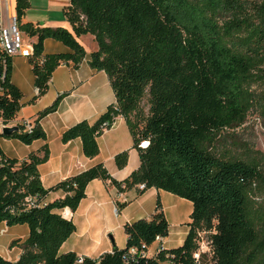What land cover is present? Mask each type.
<instances>
[{
	"label": "trees",
	"instance_id": "obj_1",
	"mask_svg": "<svg viewBox=\"0 0 264 264\" xmlns=\"http://www.w3.org/2000/svg\"><path fill=\"white\" fill-rule=\"evenodd\" d=\"M28 7V0H15L19 29L35 38L28 58L37 89L34 99L47 92L59 65L77 67L85 59L91 69L107 74L115 95V103L93 122L82 120L65 129L61 142L78 139L83 155L94 158L98 138L122 117L139 166L118 181L97 163L45 189L38 166L48 159L46 144L24 160L10 158L0 148V224L28 228L24 240L10 243L20 249L18 259L0 256V264H202L204 257L194 255L203 236L210 264H264V236L252 223L249 207L252 187L264 186V173L255 159L233 158L217 149L226 131L241 127L255 106L264 109V91L257 97L253 89L264 84V0H70L63 16L73 33L22 24ZM84 35L97 45L88 56L77 40ZM48 39L68 52L44 55ZM65 95L37 114L30 131L21 122L16 132L0 138L27 146L46 141L40 121L57 110ZM21 99L12 82V58L0 53L4 125L17 116ZM143 140L149 142L146 149L138 147ZM127 161V151L114 157L118 169ZM93 180L108 183L119 194L136 189L140 195L154 188L189 201L192 211L182 245L160 246L153 257L146 255L169 233L157 199L148 219L124 225V248L114 247L97 258L60 253L75 232L73 221L60 212H75ZM55 192L62 197L50 202ZM125 205L116 202L117 211Z\"/></svg>",
	"mask_w": 264,
	"mask_h": 264
},
{
	"label": "crops",
	"instance_id": "obj_2",
	"mask_svg": "<svg viewBox=\"0 0 264 264\" xmlns=\"http://www.w3.org/2000/svg\"><path fill=\"white\" fill-rule=\"evenodd\" d=\"M1 1L5 11L15 15V0ZM28 1L29 7L22 18V24L30 23L40 28H64L73 33L71 26L63 16V10L69 5L70 0ZM34 7L37 9L36 12L32 11ZM28 39L32 43L35 42V38ZM77 40L83 46L87 56L97 49L90 35L81 36ZM66 52L68 50L57 41L48 39L44 42V55ZM12 82L21 91L22 99L17 116L7 127L17 126L23 121L35 120L37 114L50 106L58 95L66 93L57 110L40 121L46 141H37L27 146L16 140L0 138L2 152L18 160H24L30 153H35L45 144L47 145L48 159L38 166L40 180L45 189L97 163H102L108 173L118 181L125 179L138 168V152L133 147V138L122 117H118L115 124L98 138L99 151L94 158H86L83 155L81 142L78 139L66 144L61 142V135L65 129L82 120L93 122L108 105L115 103V95L107 74L91 69L86 59L77 67L71 62L59 65L51 76L47 92L37 99H34L37 90L27 58L14 57L12 59ZM122 151L128 152V161L124 168L118 169L114 157ZM60 197L62 194L55 192L49 195L48 200L52 202ZM165 198L168 197L164 191L154 188L145 190L140 195L136 189L119 194L108 183L93 180L88 184L85 198L75 212L67 208L60 212L62 217L73 221L75 232L63 243L59 252L62 254L74 252L78 257L97 258L104 253L111 252L114 247L122 249V246L115 243L116 235L124 233L126 223L148 219L155 209L157 199L167 219L163 203ZM116 202H126V205L117 211ZM4 226L6 225H1V228ZM186 233L187 228L179 233V243L183 242ZM27 235L28 230L21 235L16 234L10 243L17 239L24 240ZM166 239H160L161 246L169 248L165 246ZM66 244L69 246L63 251ZM152 245H156V242ZM20 253L18 248L13 252L14 258L7 255L0 256L15 261Z\"/></svg>",
	"mask_w": 264,
	"mask_h": 264
},
{
	"label": "rangeland",
	"instance_id": "obj_3",
	"mask_svg": "<svg viewBox=\"0 0 264 264\" xmlns=\"http://www.w3.org/2000/svg\"><path fill=\"white\" fill-rule=\"evenodd\" d=\"M32 11L36 12L34 7ZM253 89L257 97H259L264 91V84L256 83L253 85ZM143 109L146 111L148 106L146 100L141 103ZM220 154L226 156L230 155L233 158H240L244 160L255 159V162L260 164V169L264 173V109L255 106L248 114L245 123L235 129L226 131L223 139L219 142L217 147ZM247 149L250 150V154H247ZM168 198L163 200L164 208L166 210V216L170 224L168 237L165 241V246L169 248H177L182 245L178 242L179 233L184 231L187 227L184 225L189 221V215L192 211V204L184 199L178 198L164 192ZM250 213L252 223L261 236H264V186L261 184H255L250 192ZM6 225L5 223L0 224ZM4 233H0V255H7L14 258L13 252L18 250V247L10 248V241L16 234H23L25 230H28L27 226L15 225L4 226ZM116 244L125 247L126 237L124 233L116 235ZM200 255L204 257L202 264L211 263V255L207 238L203 236V240L200 243ZM69 244H66L63 251L68 248ZM161 246L160 240L156 241V245H151L147 249V255L153 257L156 250ZM10 253V254H9Z\"/></svg>",
	"mask_w": 264,
	"mask_h": 264
},
{
	"label": "built area",
	"instance_id": "obj_4",
	"mask_svg": "<svg viewBox=\"0 0 264 264\" xmlns=\"http://www.w3.org/2000/svg\"><path fill=\"white\" fill-rule=\"evenodd\" d=\"M0 53L7 57H22L29 58L33 53V43L25 36V34L19 29L15 15L9 14L5 11L3 2L0 0ZM37 90V89H36ZM24 129L30 131L32 129V121H23ZM0 120V133L3 127H7ZM149 145L147 140H143L139 143L140 149H146ZM2 159L0 153V161ZM143 185H139L138 189L142 190ZM0 233H4V228L0 230ZM160 240V239H157ZM200 247L198 252L194 255L195 259H199ZM81 259L79 260V262Z\"/></svg>",
	"mask_w": 264,
	"mask_h": 264
},
{
	"label": "water",
	"instance_id": "obj_5",
	"mask_svg": "<svg viewBox=\"0 0 264 264\" xmlns=\"http://www.w3.org/2000/svg\"><path fill=\"white\" fill-rule=\"evenodd\" d=\"M17 130H18L17 126H14V127H3L0 134L2 136L7 137L10 134H12L13 132H16Z\"/></svg>",
	"mask_w": 264,
	"mask_h": 264
}]
</instances>
